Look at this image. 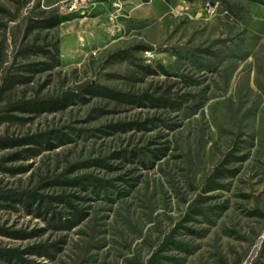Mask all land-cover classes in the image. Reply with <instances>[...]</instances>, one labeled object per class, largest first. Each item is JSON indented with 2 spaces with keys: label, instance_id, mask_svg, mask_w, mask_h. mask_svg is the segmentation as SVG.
<instances>
[{
  "label": "rangeland",
  "instance_id": "obj_1",
  "mask_svg": "<svg viewBox=\"0 0 264 264\" xmlns=\"http://www.w3.org/2000/svg\"><path fill=\"white\" fill-rule=\"evenodd\" d=\"M63 1L0 0V264H264V0H108L94 40Z\"/></svg>",
  "mask_w": 264,
  "mask_h": 264
},
{
  "label": "trees",
  "instance_id": "obj_2",
  "mask_svg": "<svg viewBox=\"0 0 264 264\" xmlns=\"http://www.w3.org/2000/svg\"><path fill=\"white\" fill-rule=\"evenodd\" d=\"M255 1V0H254ZM258 2H263L261 0H258ZM77 16L74 17H65V16H60V15H54L53 17L49 18L48 21L46 22L45 26L47 28H55L57 26H59L62 22L70 20L72 18H76ZM56 51L59 53V48L56 49ZM56 64L60 65V61L56 60ZM87 93H91V94H95V95H105L109 98H113V99H122L124 98V95L119 93V92H115L112 91L110 89H106L103 87H99V86H92L89 87L88 89H86ZM73 97H69V96H63L60 95L56 98H49V99H43V100H33V101H26L23 103H20L18 105V108L24 112V113H36V112H57V111H61L64 110L68 107V104L70 102H72ZM131 101V99H129ZM135 100H139L140 101V105H143V100L141 98L136 97ZM133 126H135L134 122H123L120 124H115L113 125L111 128H113L114 131H123V132H128L129 130L133 129ZM163 153V152H162ZM164 154V153H163ZM78 211H76L75 213V221H62L59 220L58 221V227L60 228H67V229H71L74 226H76L79 222L80 219H78ZM46 252V251H45ZM2 257L4 259H12L15 258L16 260H20L22 258V255L18 252H11V253H2Z\"/></svg>",
  "mask_w": 264,
  "mask_h": 264
},
{
  "label": "crops",
  "instance_id": "obj_3",
  "mask_svg": "<svg viewBox=\"0 0 264 264\" xmlns=\"http://www.w3.org/2000/svg\"><path fill=\"white\" fill-rule=\"evenodd\" d=\"M62 1V0H61ZM108 0H105V2ZM110 1V0H109ZM145 5H155L157 6L156 14L153 16L154 18H160L167 15L170 12L168 4L163 3V0H149L147 3H142L140 0H127L125 3V12L129 16H136L137 18H148L146 16H139L136 14V11ZM105 6V5H102ZM101 9V11H99ZM93 11V14L89 17L81 15L79 11L74 12H65L62 16L65 17H74L70 20L64 21L60 24V26H65L74 32V37H87L94 40V35L96 31L102 32L106 29L107 24L102 23V18L105 16L107 10L105 8H100ZM83 16V17H82ZM104 21V19H103ZM103 26L104 29H101ZM101 26V27H100ZM119 28V25L117 26ZM121 30V28H120Z\"/></svg>",
  "mask_w": 264,
  "mask_h": 264
},
{
  "label": "built area",
  "instance_id": "obj_4",
  "mask_svg": "<svg viewBox=\"0 0 264 264\" xmlns=\"http://www.w3.org/2000/svg\"><path fill=\"white\" fill-rule=\"evenodd\" d=\"M105 0H99V3L104 2ZM63 9L66 11H79L80 13L87 14L95 11L97 7H92V0H65L63 1ZM104 5V4H103ZM116 5H118L116 3ZM219 5L213 4H207L206 6V13L207 14H214L218 10ZM154 54H152V51H146L145 52V58L148 60H151L154 58Z\"/></svg>",
  "mask_w": 264,
  "mask_h": 264
},
{
  "label": "bare ground",
  "instance_id": "obj_5",
  "mask_svg": "<svg viewBox=\"0 0 264 264\" xmlns=\"http://www.w3.org/2000/svg\"><path fill=\"white\" fill-rule=\"evenodd\" d=\"M216 5H219V3H215ZM99 6V0H92V7H98ZM72 12V11H67Z\"/></svg>",
  "mask_w": 264,
  "mask_h": 264
},
{
  "label": "water",
  "instance_id": "obj_6",
  "mask_svg": "<svg viewBox=\"0 0 264 264\" xmlns=\"http://www.w3.org/2000/svg\"><path fill=\"white\" fill-rule=\"evenodd\" d=\"M79 90H80V88H79Z\"/></svg>",
  "mask_w": 264,
  "mask_h": 264
}]
</instances>
